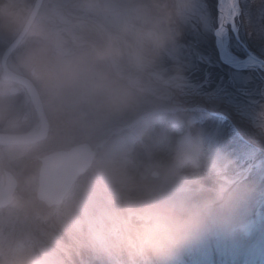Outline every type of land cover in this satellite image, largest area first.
<instances>
[{
	"label": "rangeland",
	"instance_id": "obj_1",
	"mask_svg": "<svg viewBox=\"0 0 264 264\" xmlns=\"http://www.w3.org/2000/svg\"><path fill=\"white\" fill-rule=\"evenodd\" d=\"M236 1L237 36L264 60V0ZM148 3L43 0L37 14L50 39L24 36L7 57L14 71L28 74L31 58L53 71L69 66L70 77L55 97L35 81L50 121L47 139L28 148L0 147V158L19 155L11 163L18 164L14 202L0 209V264H264V66L232 67L220 59V0H196L208 26L174 23L180 35L164 49L144 35L152 27L142 12ZM13 38L0 35V56ZM109 46L113 54L98 59L96 53ZM226 50L241 62L253 61L230 30ZM177 68L184 77L179 87L170 80ZM30 110L26 94L2 92L0 123L6 118L22 125ZM189 122L205 145L220 147L241 171L252 166L249 180L257 193L239 209L242 229H211L171 259L141 262L112 235L115 218L130 200L185 198L172 173ZM83 142L95 151L91 166L59 205L46 206L35 196L37 156ZM185 172V183L211 184L203 167L197 172L189 165Z\"/></svg>",
	"mask_w": 264,
	"mask_h": 264
},
{
	"label": "clouds",
	"instance_id": "obj_2",
	"mask_svg": "<svg viewBox=\"0 0 264 264\" xmlns=\"http://www.w3.org/2000/svg\"><path fill=\"white\" fill-rule=\"evenodd\" d=\"M142 12L152 24L144 33L145 37L161 49L174 44L180 35L173 30L174 23L198 21L208 26V19L198 11L196 0H149ZM216 34L219 36L220 32ZM0 35L27 36L37 42L51 36L28 0L0 5ZM113 52L109 46L96 56L104 59ZM30 65L33 77L48 85L54 97L70 77V67L66 65L53 71L31 58ZM170 80L179 87L184 80L182 70L177 68ZM192 127L189 122L172 173V179L181 185L180 191L186 194L185 198L175 202L156 198L130 200L115 218L112 235L131 257L141 262L171 259L180 248L195 242L211 229H242L244 223L239 209L257 193V185L249 180L252 166L241 171L234 158L215 144L205 145L201 132H193ZM189 165L197 172L203 167L211 184L204 185L199 179L185 183L188 181L185 169Z\"/></svg>",
	"mask_w": 264,
	"mask_h": 264
},
{
	"label": "water",
	"instance_id": "obj_3",
	"mask_svg": "<svg viewBox=\"0 0 264 264\" xmlns=\"http://www.w3.org/2000/svg\"><path fill=\"white\" fill-rule=\"evenodd\" d=\"M42 1L43 0H34L33 2L32 6L37 13ZM234 5L237 6L236 0ZM234 5L231 8V17L228 21L229 30L235 41L238 42L246 52L247 59L253 60L256 63H261L264 66V60L248 50L237 36V28L234 21ZM23 37L24 36L14 37L4 48L0 56V68L3 72L2 77H9L13 79V81L26 87L37 111L40 125L38 131L29 137L11 136L8 138H0L1 145L34 143L44 138L48 127L47 118L43 111V106L35 86L29 79L16 74L7 66V57L17 48ZM220 59L222 60L221 56ZM94 157L95 151L85 142L73 145L68 149L56 150L43 156L40 159L41 165L38 171L37 187L35 190L36 198L43 202L46 206L59 205L71 188L75 179L84 174L91 166ZM6 175L7 186L0 189V209L13 204L15 179L9 173H6ZM8 175H11L12 177L9 178ZM152 176H156V172H152Z\"/></svg>",
	"mask_w": 264,
	"mask_h": 264
},
{
	"label": "flooded vegetation",
	"instance_id": "obj_4",
	"mask_svg": "<svg viewBox=\"0 0 264 264\" xmlns=\"http://www.w3.org/2000/svg\"><path fill=\"white\" fill-rule=\"evenodd\" d=\"M12 71L18 75H21V76L29 79L30 82L35 86L37 93L39 95V98L41 100V104L43 106V111H44L45 116L47 118L48 127H47V131H46L44 138H42L41 140L36 141L34 143H30V144L10 145V146H18V147L23 146V147L28 148L30 146H35V145H37V144H39V143H41L47 139V136L49 135V131H50V121L46 115L45 108H44V105H43V102L41 99V95L38 91V88L36 87V84H35L36 79L32 75V70H30L28 74H26L24 72H20V71H14V70H12ZM2 73H3L2 70H0V96H1L2 92H5V89H6V92L12 96H18V95L26 94L29 101H30L31 110L29 112H26V113L24 112L22 114V117L20 120V123H22V125L18 124L16 127H15V125H13V122H14L13 120H8V119L4 118V121H2V123H0V138H8L11 136L29 137L31 135H34L39 129L40 120L38 118L37 111L33 105V102L31 100V97H30L26 87L22 84H19V83L13 81V79H11L9 77H2ZM34 121H36L34 124V127L23 126V123L24 124L28 123V125H29L30 122H34ZM3 146H9V145H1L0 144V147H3ZM66 149H68V148H66ZM57 150H62V149H57ZM54 151H56V150H54ZM54 151H51V152H54ZM22 153L24 155V152H22ZM33 153H35V152L33 151ZM48 153H50V152L43 151V154L37 156V158H36V160L38 162L37 177H38V171H39V168L41 165L40 159ZM18 156L19 155L15 156L13 158L11 157L9 159H5L4 157L0 158V189H3L7 186V180H6L7 175H6V173L11 174L15 179V188H14V192H13V200H14L15 190L18 187V180L16 179L15 175L13 174V170L15 169V167L18 166V164L17 165L14 164V166L12 168L11 163L13 162V159H18ZM5 163H7V165H4ZM11 175H8V177L11 178L12 177Z\"/></svg>",
	"mask_w": 264,
	"mask_h": 264
},
{
	"label": "bare ground",
	"instance_id": "obj_5",
	"mask_svg": "<svg viewBox=\"0 0 264 264\" xmlns=\"http://www.w3.org/2000/svg\"><path fill=\"white\" fill-rule=\"evenodd\" d=\"M234 5L233 0H220L219 3V23L218 27L215 30V42L218 48L219 54L222 60L232 67H241L245 66L248 63L258 65L256 62H241L234 57H232L226 50V41L229 32L228 21L231 17V8ZM217 32H220V35L217 36Z\"/></svg>",
	"mask_w": 264,
	"mask_h": 264
},
{
	"label": "trees",
	"instance_id": "obj_6",
	"mask_svg": "<svg viewBox=\"0 0 264 264\" xmlns=\"http://www.w3.org/2000/svg\"><path fill=\"white\" fill-rule=\"evenodd\" d=\"M96 39V38H95ZM94 39V40H95ZM97 40V39H96ZM102 44V42H99L98 43V45H101ZM210 68H212V69H214L213 67H210ZM199 70H200V68L197 66V65H195V67L192 69V71L193 72H196V73H198L199 72Z\"/></svg>",
	"mask_w": 264,
	"mask_h": 264
}]
</instances>
